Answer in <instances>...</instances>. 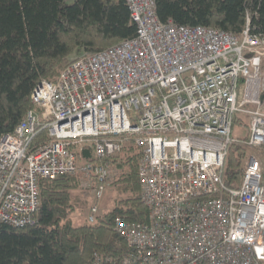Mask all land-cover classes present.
<instances>
[{"label":"built area","instance_id":"obj_1","mask_svg":"<svg viewBox=\"0 0 264 264\" xmlns=\"http://www.w3.org/2000/svg\"><path fill=\"white\" fill-rule=\"evenodd\" d=\"M125 2L135 37L39 83L37 110L0 138V224L35 223L43 180L79 175L101 200L107 161L132 142L147 221L116 218L127 253L90 264H264V38L162 23L155 0ZM235 117L248 120L246 141L231 136ZM40 130L49 141L29 152ZM232 146L245 149L237 189L223 181Z\"/></svg>","mask_w":264,"mask_h":264},{"label":"trees","instance_id":"obj_2","mask_svg":"<svg viewBox=\"0 0 264 264\" xmlns=\"http://www.w3.org/2000/svg\"><path fill=\"white\" fill-rule=\"evenodd\" d=\"M155 2L162 23L213 28L236 37L247 28L251 35L264 38V0ZM135 35L125 0H76L72 5L65 0H0V137L13 134L27 113L37 110L31 96L39 83H54L75 60ZM235 125L248 127L239 117ZM48 141L47 131L40 130L29 152ZM244 154V148H229L223 173L229 189L241 184ZM140 157L141 150L128 142L107 161L117 172L108 184L116 200L114 208L93 224L73 225L72 215L85 203L79 175L41 181L35 223L23 228L0 224V264H90L95 254L127 253L113 224L116 218L147 221L138 179ZM90 162L98 163L94 158Z\"/></svg>","mask_w":264,"mask_h":264},{"label":"rangeland","instance_id":"obj_3","mask_svg":"<svg viewBox=\"0 0 264 264\" xmlns=\"http://www.w3.org/2000/svg\"><path fill=\"white\" fill-rule=\"evenodd\" d=\"M76 0H65L68 5H72ZM262 92H261V103L264 109V59L262 61ZM248 124V120H246ZM249 134L248 127L235 125L232 128V138L234 140H244ZM117 172L115 171V175ZM82 199L85 203L79 207L72 215L73 225L81 226L87 222V217L90 213V208L96 206L98 209L97 216H103L109 213L113 208L116 200V192L107 188L102 199L96 201L89 193L82 190ZM96 216V217H97Z\"/></svg>","mask_w":264,"mask_h":264},{"label":"water","instance_id":"obj_4","mask_svg":"<svg viewBox=\"0 0 264 264\" xmlns=\"http://www.w3.org/2000/svg\"><path fill=\"white\" fill-rule=\"evenodd\" d=\"M82 156H83L85 159H90V158H91V155H90L89 151H87V150H84V151L82 152Z\"/></svg>","mask_w":264,"mask_h":264},{"label":"bare ground","instance_id":"obj_5","mask_svg":"<svg viewBox=\"0 0 264 264\" xmlns=\"http://www.w3.org/2000/svg\"><path fill=\"white\" fill-rule=\"evenodd\" d=\"M133 23H134V22H133ZM134 24H135V23H134ZM135 26H136V25H135ZM212 29H213V28H212ZM107 49H108V48H107ZM104 50H105V49H104ZM97 53H98V52H97ZM89 55H90V54H89ZM34 109H35V108H34ZM17 127H18V126H17ZM16 129H17V128H16ZM16 129L14 130L13 134L15 133ZM6 135H8V134H6ZM2 136H4V135H2ZM2 136H1V137H2ZM1 137H0V138H1ZM33 142H34V141H33ZM40 145H41V144H40ZM34 148H35V147H34ZM33 150H34V149H33ZM30 152H31V151H30ZM38 212H39V211H38ZM114 231H115V230H114ZM115 232H116V231H115Z\"/></svg>","mask_w":264,"mask_h":264}]
</instances>
